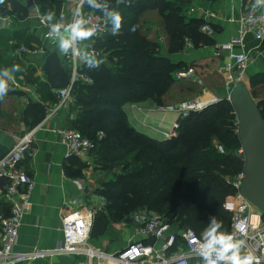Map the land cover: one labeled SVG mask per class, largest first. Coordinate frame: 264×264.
Masks as SVG:
<instances>
[{"label": "trees", "instance_id": "obj_1", "mask_svg": "<svg viewBox=\"0 0 264 264\" xmlns=\"http://www.w3.org/2000/svg\"><path fill=\"white\" fill-rule=\"evenodd\" d=\"M29 1L4 0L0 15L26 19L30 4L45 15L54 12L52 21L59 20L63 13L62 0ZM193 1L130 0L129 4L125 0L118 7L123 17L120 32L113 36L110 26L92 44L104 55L97 57L103 64L94 70L83 66L82 71L93 82L81 81L74 86L77 117L73 129L95 143L92 154L97 164L113 178L108 177L99 190L106 199L105 213L95 217L91 236L105 232L109 220H125L141 208L168 216L177 227L193 228L200 235L208 227L210 217L215 216L223 222L222 230L229 232L232 215L224 202L236 192L230 179L243 172L245 164L240 152L238 119L231 101L218 93L217 104L192 112L181 120L176 136L164 139L137 130L125 110L127 103L147 100L166 104L168 92L178 80L177 71L186 69L184 62L173 60L171 55L183 51L188 40L196 48L216 43L202 31L204 19L188 16ZM97 2L111 7L117 4V0ZM148 9L160 12L168 39L167 50L142 30L140 17ZM83 11L102 14L90 9L86 2ZM133 25L134 32L130 31ZM10 32L24 40L22 43H31L25 30ZM8 62L11 61L0 57V70ZM258 77L264 83V74ZM43 85L48 89L47 99L56 103L57 93L47 82ZM251 93L254 97V91ZM257 101L264 115V97ZM48 108L49 104L41 102L27 106L26 117L31 127L45 118ZM100 132L104 133L103 137L99 136ZM72 166L83 169L86 163L73 156L70 157ZM119 167L121 173L115 171Z\"/></svg>", "mask_w": 264, "mask_h": 264}, {"label": "crops", "instance_id": "obj_2", "mask_svg": "<svg viewBox=\"0 0 264 264\" xmlns=\"http://www.w3.org/2000/svg\"><path fill=\"white\" fill-rule=\"evenodd\" d=\"M62 1L64 3L63 13L59 19L69 20L77 0ZM254 2L255 0H194L188 9V16L202 18L207 21L212 26L213 33L211 36L216 43L212 46L198 48L194 46L191 48L186 47L183 51L171 55V58L177 62H184L186 64L185 68L193 67L198 77L203 76L211 68L216 73L227 77L224 68L229 59V52L220 50L218 55L217 47L230 42L237 35L239 17L244 9ZM28 19L21 20L15 17H7L5 20L0 19V27L12 31L24 30ZM35 19H37L36 16ZM140 19L143 24L148 25L149 29L156 27L163 31L164 36L162 34L155 35L154 32H143L150 39L159 40L164 50H167L168 39L160 12L157 9H148L141 15ZM33 21L36 22L35 25H41L39 20V23L37 20ZM25 31L27 32V38L31 40V43L27 45L29 51L20 49L14 55L27 68H22L24 73H19L17 77L23 76L27 72L28 66L39 65L35 73L38 82L35 84L40 86L37 85V88H35L31 84H27V88H20L19 83L15 87L14 83L9 82L11 90L0 105V159L9 152L21 136L32 128L30 119L26 117V108L31 102H41L52 106L59 101V98L56 103L48 100V89L43 85L46 80L41 73L39 57L41 49L45 46L44 34L38 35ZM90 40L92 41V39H88L83 42L84 51L92 46ZM29 47L35 48L31 50ZM243 49L249 52L252 51V60L243 81L253 92L250 85L251 80L258 81V75L264 74V41L260 43L250 34L245 40ZM193 79L181 80V82L191 84L195 82ZM23 88L26 89L24 92L22 91ZM37 91H41L43 100L35 98ZM204 94L200 95L201 99L209 100L213 96H218L217 92L206 93L204 91ZM261 98L256 99L255 97L256 100ZM171 100L166 101L164 105L183 102L175 98ZM160 106L162 105L147 100L138 103H127L125 110L129 122L137 130L149 134L148 136H162V131L170 129L171 123L177 120L178 114L171 111H161ZM76 117L75 107L67 105L60 108L37 131L34 156L23 160L21 163L22 168L33 178L35 184L30 196V205L22 216L19 240L15 250L20 252L38 250L41 253L33 259L20 260L17 264H87V256L83 254H57L54 252L63 239L61 222L64 214L75 209H94L96 216L105 213L106 199L99 190L108 179V174L97 164L92 152L79 158L86 163L85 168L70 167V157L66 156V147L61 141V130L73 129ZM66 169L69 170V173L66 172ZM7 184L6 179H0V218L11 214V200L6 196ZM126 219L123 221L109 220L105 232L91 236L90 245L100 251L113 254L137 241V226L127 223ZM176 230L181 231L182 228L174 226L172 231ZM152 241L155 243L154 240ZM163 243L164 240H158L155 243L156 248H161Z\"/></svg>", "mask_w": 264, "mask_h": 264}, {"label": "built area", "instance_id": "obj_3", "mask_svg": "<svg viewBox=\"0 0 264 264\" xmlns=\"http://www.w3.org/2000/svg\"><path fill=\"white\" fill-rule=\"evenodd\" d=\"M78 0L75 3L76 8ZM254 3L247 6L238 19V33L226 44L218 46L217 54L220 50L229 52L228 62L225 64L227 78L232 82L243 80L248 66L252 60V51L244 50L245 40L248 35H253L260 43L264 41V7H253ZM36 17L45 27L44 39L49 31L48 24L43 14L37 6ZM74 11V10H73ZM84 19L87 24L94 29L95 39L103 36L110 28V23L106 21L103 14L95 11L84 12ZM0 19H7V16L0 15ZM73 21V16L69 20L59 19L51 21V24L63 23L65 25ZM202 31L212 35V26L206 21L202 26ZM83 42H77V47L84 51ZM191 41H187L186 47H193ZM259 47V46H258ZM45 46L41 49L44 51ZM23 51H29L24 46ZM89 53L99 57L101 52L94 46L88 50ZM72 67V79L67 88L55 91L59 98L56 105L49 106L45 118L36 126L28 130L12 146L9 152L0 159V179L8 181L6 196L11 200V214L0 218L1 240H0V264H17L20 260H30L40 255L38 250L30 252L16 251L15 247L19 240L24 211L30 205V196L34 188L33 178L22 168L23 160L34 156V143L36 142L37 131L47 123L60 108L71 105L76 106V98L73 94L74 86L83 81L92 83V78L82 71L84 63L73 58L71 52L66 56ZM198 78L196 70L189 67L177 71L176 78L186 80ZM202 80H198L201 83ZM18 86L17 82H14ZM220 101L219 96H213L209 100H201L200 97L183 101L179 104L162 105V111L176 112L179 118L174 122L171 130L164 133L165 138H172L177 135L181 126V120L187 118L192 112L202 111L210 105ZM100 137L104 136L100 132ZM61 141L66 147V156L82 158L95 148V143L84 136L77 129H62ZM242 149L240 150V152ZM244 173L241 172L230 179L236 192L227 196L224 207L231 213V223L229 233H233L237 239L245 241V251H250L258 259L259 264L264 263V212L243 197L240 193ZM74 203H76L74 201ZM96 212L94 209H75L67 212L62 217L61 228L63 239L55 249L57 254H83L87 256V264H202L198 256L191 254L194 246L193 241L200 238V234L193 228H184L181 231H172L174 225L167 216H162L152 210L139 209L134 211L130 217L138 224V240L130 243L116 253L109 254L90 245L92 228L94 225ZM164 240L161 248L157 249L154 242L146 243V240ZM111 261V262H110Z\"/></svg>", "mask_w": 264, "mask_h": 264}, {"label": "clouds", "instance_id": "obj_4", "mask_svg": "<svg viewBox=\"0 0 264 264\" xmlns=\"http://www.w3.org/2000/svg\"><path fill=\"white\" fill-rule=\"evenodd\" d=\"M87 3L90 9L98 10L111 25V34L117 35L123 24V17L118 7L125 0H117L116 7H111L108 3H99L97 0H78L72 16L73 21L67 25L63 23L51 24L55 17L54 12H48L44 19L50 24L46 37L54 41L55 53L63 57L71 52L73 58L83 61L89 70L98 69L103 64L102 59H98L88 51H81L77 42H82L94 36V29L87 24L83 15V6ZM130 4V0H128ZM4 0H0L3 4ZM264 6V0H255L253 7ZM136 26L133 25L130 31L134 32ZM21 71L19 65H13L11 69L0 70V100H2L10 89V81L15 79L14 73ZM223 229V222L218 221L215 216L210 217L208 227L201 233L200 238L193 241L191 254L198 256L202 264H259V259L250 251H245V241L237 239L233 233Z\"/></svg>", "mask_w": 264, "mask_h": 264}, {"label": "water", "instance_id": "obj_5", "mask_svg": "<svg viewBox=\"0 0 264 264\" xmlns=\"http://www.w3.org/2000/svg\"><path fill=\"white\" fill-rule=\"evenodd\" d=\"M54 53V41H45L39 61L44 79L52 90L57 91L68 87L73 71L67 55L60 57ZM227 99L231 101L237 115L238 136L245 161L240 193L264 212V115L259 102L243 80L231 83ZM126 222L138 226L132 217H128Z\"/></svg>", "mask_w": 264, "mask_h": 264}, {"label": "rangeland", "instance_id": "obj_6", "mask_svg": "<svg viewBox=\"0 0 264 264\" xmlns=\"http://www.w3.org/2000/svg\"><path fill=\"white\" fill-rule=\"evenodd\" d=\"M26 3H30V1L26 0ZM30 6H31V8L29 10L28 17L26 18V19H28V18H30V19H28V21L26 22V24L24 26V28H25L24 30H27L31 33L38 34V35L44 34L45 27L41 23H40L41 25H35L36 22L33 21V20H37V22H38V19H35V16L37 14L36 8L33 4H30ZM7 17L11 18L12 16H7ZM30 20H32V21H30ZM53 20H55V17L53 18ZM141 26H142V30L145 32L146 31L147 32H154L155 35L162 34L164 36L163 31L162 30L160 31L156 27L155 28L152 27L149 29L148 25H146V23L143 24V22H141ZM28 34H30V33H28ZM16 37L17 36L13 32H10L9 29L0 27V57L11 61V62H8L4 67L11 69V67L13 65H19L21 68V71L14 73L16 76H14L15 79L13 81H11L12 84L16 81L17 83L20 84V88H22V87L27 88V84H31L35 88H37L38 84H35V83L38 82L37 81L38 79H36L35 73L37 71V68H39L38 67L39 65L28 66L27 72L23 76L17 77V75H19V73H22V74L24 73V70H22V68H27V67H26V65H23L24 63L22 61H20L19 58L15 57L14 54L18 50H20L23 46L25 48H28V47L26 44L22 43V42H24V40H20V38H16ZM20 42H21V44H20ZM93 42H94L93 40L90 42L91 45L93 44ZM29 48H31V50H33L35 47H29ZM101 57L103 58L104 55H101ZM193 80L195 82L189 84L188 82H181V80L178 79L177 82L175 83V85L172 87V89L168 92L166 101H172L171 99H174V98L178 99V100L180 99L181 101H187L189 99L200 97V95L204 94V91H206V93L207 92H210V93L217 92L220 95L224 96L225 98L229 97L231 81L225 75L222 76V75L216 73V71H214V69H212V68L209 69L207 71V73H204L203 76H199L198 78L194 77ZM198 80H202L201 83H199ZM250 85H251V87L255 93L256 99H259V97L260 98L264 97V83L262 82V79H260L258 81L257 80H251ZM38 86H40V85H38ZM15 87H17V86H15ZM24 88L22 89L23 92L26 90ZM33 91H34V89H33ZM35 98L43 100L41 91H37ZM201 100H205V99H201ZM218 102H216L214 104H217ZM159 109H160V107H159ZM178 118H179V115H178ZM178 118H177V120H178ZM173 124H174V122L171 123V127L169 130H171ZM169 130L162 131V134H163L162 136L161 135L160 136L150 135V136L157 138V139L160 137L162 139H164L165 138L164 133L168 132ZM216 143H218V142H216ZM115 171L118 173H121L122 168L119 167ZM109 178H113V175H111ZM168 218L170 219V217H168ZM123 220H124V218H123ZM123 220H121V221H123Z\"/></svg>", "mask_w": 264, "mask_h": 264}]
</instances>
